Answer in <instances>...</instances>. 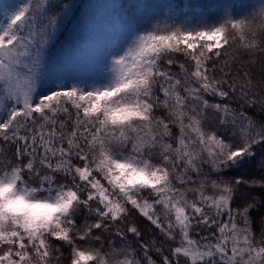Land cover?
<instances>
[{"label":"snow or ice","instance_id":"obj_1","mask_svg":"<svg viewBox=\"0 0 264 264\" xmlns=\"http://www.w3.org/2000/svg\"><path fill=\"white\" fill-rule=\"evenodd\" d=\"M0 264H264V0L0 9Z\"/></svg>","mask_w":264,"mask_h":264},{"label":"rangeland","instance_id":"obj_2","mask_svg":"<svg viewBox=\"0 0 264 264\" xmlns=\"http://www.w3.org/2000/svg\"><path fill=\"white\" fill-rule=\"evenodd\" d=\"M17 2L18 0H0V9H3L5 6H11L13 4H16ZM77 2L80 4H87L90 2L93 10L103 11L104 5L110 2V0H77ZM60 38L64 39L63 34Z\"/></svg>","mask_w":264,"mask_h":264},{"label":"trees","instance_id":"obj_3","mask_svg":"<svg viewBox=\"0 0 264 264\" xmlns=\"http://www.w3.org/2000/svg\"><path fill=\"white\" fill-rule=\"evenodd\" d=\"M245 2H247V0H245ZM259 174L260 172L259 169L256 167L255 162L250 166H246L244 169L240 170L239 172L232 173V175H243L246 179L249 177H258Z\"/></svg>","mask_w":264,"mask_h":264}]
</instances>
